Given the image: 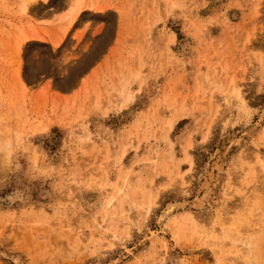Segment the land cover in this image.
<instances>
[{
    "label": "rangeland",
    "instance_id": "1",
    "mask_svg": "<svg viewBox=\"0 0 264 264\" xmlns=\"http://www.w3.org/2000/svg\"><path fill=\"white\" fill-rule=\"evenodd\" d=\"M24 1L0 0V264H264V0Z\"/></svg>",
    "mask_w": 264,
    "mask_h": 264
},
{
    "label": "bare ground",
    "instance_id": "2",
    "mask_svg": "<svg viewBox=\"0 0 264 264\" xmlns=\"http://www.w3.org/2000/svg\"><path fill=\"white\" fill-rule=\"evenodd\" d=\"M48 1L49 0H25L24 1V3H23V6H22V12H24V13H26V11H27V9L29 8V7H35V5L36 6H38V3L39 2H42V4L44 3V4H46V2L48 3ZM81 2H82V0H76L75 1V3L73 4V6L71 7V9L69 10V22L72 24L75 20H76V18H78L79 17V15H81V13H82V5H81ZM29 4H32V5H30L29 6ZM29 6V7H28ZM93 10V9H92ZM23 37H24V35H23ZM40 39H42L41 37H39ZM28 39V37L27 38H25V40H24V42L26 41ZM62 40V39H61ZM53 41L52 42V45L54 46V47H56V46H59V44L62 42V41ZM30 41V40H29ZM42 41V40H41ZM24 42H22L23 44H24ZM28 44V41L24 44V45H27ZM22 45V44H21ZM256 159V158H255ZM258 160H257V162L258 163H260L261 162V158L260 157H258L257 158ZM261 169H262V171H264V168H263V165L261 164ZM214 176V175H213ZM213 176H211V178H210V181H212L213 179H212V177ZM121 179V178H120ZM215 180V179H214ZM208 184V183H207ZM209 184H211V183H209ZM210 187V186H209ZM110 203H108V205H109ZM183 206H185V204L184 203H169V204H167L165 207H164V209H163V211H162V215H161V220L163 219V218H166L171 212H172V214H173V211L174 210H176V209H179V208H182ZM187 206V205H186ZM195 207H196V205H194ZM160 220V219H159Z\"/></svg>",
    "mask_w": 264,
    "mask_h": 264
},
{
    "label": "crops",
    "instance_id": "3",
    "mask_svg": "<svg viewBox=\"0 0 264 264\" xmlns=\"http://www.w3.org/2000/svg\"><path fill=\"white\" fill-rule=\"evenodd\" d=\"M88 11H92V12H93L94 10H88ZM85 13H89V12H85ZM91 14H92V13H91ZM57 37H58V36L56 35L55 38H54L53 40H57ZM29 40H30L31 42H32V41H39V40H34L33 38H31V39H29ZM42 42H43V41H42Z\"/></svg>",
    "mask_w": 264,
    "mask_h": 264
}]
</instances>
